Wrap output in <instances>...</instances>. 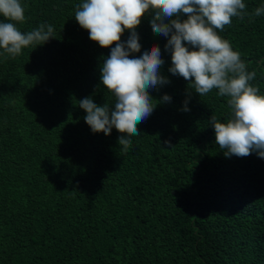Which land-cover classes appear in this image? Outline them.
Masks as SVG:
<instances>
[{"label": "trees", "instance_id": "16d2710c", "mask_svg": "<svg viewBox=\"0 0 264 264\" xmlns=\"http://www.w3.org/2000/svg\"><path fill=\"white\" fill-rule=\"evenodd\" d=\"M20 2L18 28L50 24L54 37L15 58L0 49V264H264V158L225 156L210 117H231L227 98L169 72L152 14L130 58L157 45L170 82L149 90L159 103L125 153L121 133H93L79 107L86 97L114 107L101 67L115 44L80 27L83 0ZM244 3L247 15L217 31L264 95V14L253 15L264 0Z\"/></svg>", "mask_w": 264, "mask_h": 264}, {"label": "clouds", "instance_id": "9594fccd", "mask_svg": "<svg viewBox=\"0 0 264 264\" xmlns=\"http://www.w3.org/2000/svg\"><path fill=\"white\" fill-rule=\"evenodd\" d=\"M245 9L244 0H83L75 11L80 27L102 48L115 44L101 67V83L114 95V107L107 103L98 106L91 97L79 100L92 132L107 136L115 128L121 133V150L128 152L130 137L140 134L138 125L159 103L153 102L149 90L170 82L160 73L164 60L157 45L130 58L141 52L136 28L142 17L151 13L153 33L168 38L169 72L189 81V89L199 96L217 89L219 96L227 98L231 117L223 123L215 115L210 117L216 143L225 150V156L246 157L256 151L264 158V95L251 83L257 73L248 71L240 53L217 31L222 32L233 17L243 19ZM24 11L20 0H0V16L5 21L0 22V49L12 58L22 49L54 37L50 24L22 32L17 25L25 21ZM262 14L264 7H257L253 13L257 17ZM126 30L131 35L125 42L121 38ZM170 99L165 94L162 102ZM184 110H188L187 102Z\"/></svg>", "mask_w": 264, "mask_h": 264}]
</instances>
